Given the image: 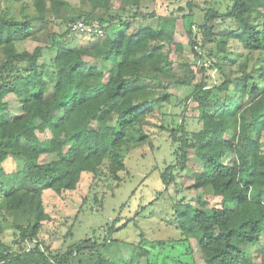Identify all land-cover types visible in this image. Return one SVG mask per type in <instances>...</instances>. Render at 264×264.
Segmentation results:
<instances>
[{
    "label": "trees",
    "instance_id": "obj_1",
    "mask_svg": "<svg viewBox=\"0 0 264 264\" xmlns=\"http://www.w3.org/2000/svg\"><path fill=\"white\" fill-rule=\"evenodd\" d=\"M31 1V17L0 14V177L9 186L2 201L26 222L15 224L9 244L2 239L0 215V264H139L148 255L143 237L132 244L128 258H117L112 249L126 242L113 238L114 225L107 226L103 238L94 234L52 249L39 239L52 218L43 194L77 191L84 174L97 179L104 165L120 186L129 172L125 148L147 139L137 127L156 104L169 100L164 86L173 82L192 86L189 98L197 103L201 124L195 130L169 128L176 163L161 173L165 191L176 181L173 168L184 170L196 158L203 169L191 187L221 202L210 206L202 196L181 198L166 224L185 242L195 241L205 264H264V66L247 70L253 55L264 51V0H229L225 12L206 9L198 25L202 45L215 42L207 57L220 75L212 83L206 81V68L200 79L177 77L171 58V46H182L175 38L177 19L147 11L149 0H78L79 15L69 25L97 19L106 35L77 44L71 43L75 33L70 28L61 40L48 28L63 17L67 0ZM192 8L190 3L191 14ZM140 16L157 18V25L128 32ZM228 19L234 28L216 32ZM194 25L186 32L198 54ZM23 42L30 46L20 50ZM47 50L55 55L40 63ZM241 59L239 75L226 73L228 62ZM10 96L17 107L7 100ZM46 131L51 137L41 139L39 133ZM228 155L230 164L225 163ZM9 157L21 160L23 168L8 176L2 165ZM72 236L70 229L65 239ZM253 246H259L258 257Z\"/></svg>",
    "mask_w": 264,
    "mask_h": 264
},
{
    "label": "rangeland",
    "instance_id": "obj_2",
    "mask_svg": "<svg viewBox=\"0 0 264 264\" xmlns=\"http://www.w3.org/2000/svg\"><path fill=\"white\" fill-rule=\"evenodd\" d=\"M190 3L193 5L192 14ZM229 0H149L145 5L147 11L157 15H172L176 17L177 24L175 38L182 46L177 48L172 45L171 58L175 63L177 77L187 78L204 76L202 68H206V81L209 83L219 80V72L211 68L207 53L215 51V42L203 43V34L199 29V23H203V15L208 7H214L222 12L226 11ZM79 1L67 0L63 17L48 26L50 30L60 35L70 28L69 23L79 15ZM116 6V5H115ZM190 13V14H189ZM0 14L24 18L35 14L31 0H0ZM128 32L137 31L139 27L157 25V18H145L140 16L131 22ZM194 23L196 36V49L198 54L189 44L186 29ZM197 23V24H196ZM115 27V26H114ZM234 28L230 20H221L216 32H226ZM71 43H87L92 40L91 35L71 33ZM30 46L28 43H18L20 50ZM55 55V50H47L40 63H48ZM216 59V58H215ZM253 60L248 64L247 70L254 66H264V51H258L253 55ZM228 62L225 65L226 73L234 72L239 75L240 62ZM164 92L169 95V100L156 104L155 112L147 121L137 127L147 135V139L138 143L132 141L125 149L129 152L126 158L128 173L120 186L109 174L107 165H104L97 179L91 176L87 179L84 174L77 191L60 196L53 194V190L44 191L43 199L47 210L51 214V220L46 221L39 239L49 244L52 249H60L67 244L92 235L103 238L108 225H114L118 229L113 238L125 241L112 249L113 254L119 259L128 258L132 244L141 242L144 237L143 247L148 250V255L142 258L139 264H205L203 256L193 239L185 242L181 239L179 231L167 225L172 218L173 203L181 198L185 200H197L202 196L210 206H220L221 198L206 192L203 189L192 188L196 176L202 171V163L193 158L186 169L173 168L176 181L172 182L166 190V185L161 178L162 171L169 165L176 163L174 149L169 128L184 125L188 130L200 127L197 103L189 98L192 86L173 82L164 86ZM17 107V99L12 96L7 98ZM166 126L164 129L163 126ZM139 133V131H138ZM41 139L51 137V132L39 133ZM48 159H51L49 157ZM225 163H232L231 155L225 158ZM23 168V162L9 157L2 165L9 176L10 172ZM9 188L7 178L0 177V198ZM87 193V195H86ZM87 197V198H85ZM85 198V199H84ZM3 201L0 203V215L3 219L5 230L2 239L6 243H12L15 238V224H24L22 214L18 215L5 208ZM80 211V212H79ZM167 220V221H166ZM72 229L74 236L65 239V235ZM144 233V236L143 234ZM158 240L163 241L160 243ZM263 241V240H262ZM28 242V246L34 244ZM254 256L258 257L259 246L250 248Z\"/></svg>",
    "mask_w": 264,
    "mask_h": 264
},
{
    "label": "built area",
    "instance_id": "obj_3",
    "mask_svg": "<svg viewBox=\"0 0 264 264\" xmlns=\"http://www.w3.org/2000/svg\"><path fill=\"white\" fill-rule=\"evenodd\" d=\"M70 30L74 33L104 37L106 35L105 25L100 20L91 22L80 19L70 25Z\"/></svg>",
    "mask_w": 264,
    "mask_h": 264
}]
</instances>
